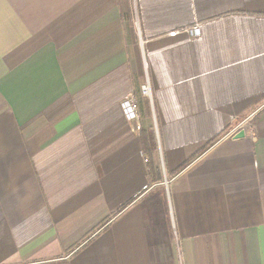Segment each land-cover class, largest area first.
<instances>
[{"label":"crops","instance_id":"1","mask_svg":"<svg viewBox=\"0 0 264 264\" xmlns=\"http://www.w3.org/2000/svg\"><path fill=\"white\" fill-rule=\"evenodd\" d=\"M0 264H264V0H0Z\"/></svg>","mask_w":264,"mask_h":264},{"label":"built area","instance_id":"2","mask_svg":"<svg viewBox=\"0 0 264 264\" xmlns=\"http://www.w3.org/2000/svg\"><path fill=\"white\" fill-rule=\"evenodd\" d=\"M194 32H197L196 28L194 29ZM139 94L141 98L151 101V92L148 84L140 87ZM120 107L126 121L132 124L136 133H139L141 130V126L138 112V100L133 94H130L126 96V98H124V100L120 104Z\"/></svg>","mask_w":264,"mask_h":264},{"label":"trees","instance_id":"3","mask_svg":"<svg viewBox=\"0 0 264 264\" xmlns=\"http://www.w3.org/2000/svg\"><path fill=\"white\" fill-rule=\"evenodd\" d=\"M141 145L144 155L147 159L148 164V176L150 180L158 181L160 179L159 169L156 167L153 162V153H155L156 145H155V136L153 133L141 134Z\"/></svg>","mask_w":264,"mask_h":264},{"label":"rangeland","instance_id":"4","mask_svg":"<svg viewBox=\"0 0 264 264\" xmlns=\"http://www.w3.org/2000/svg\"><path fill=\"white\" fill-rule=\"evenodd\" d=\"M155 145H156V150H155V154L153 153V162H156L159 164L160 166V151L157 149V140H156V137H155ZM154 156L156 157V160L154 159ZM161 167V166H160ZM159 167V171L160 173L163 172L162 168L160 169ZM160 179L163 181L164 180V176H160Z\"/></svg>","mask_w":264,"mask_h":264},{"label":"water","instance_id":"5","mask_svg":"<svg viewBox=\"0 0 264 264\" xmlns=\"http://www.w3.org/2000/svg\"><path fill=\"white\" fill-rule=\"evenodd\" d=\"M243 137H244V133H243V131H240L238 134H236L234 136V139H240V138H243Z\"/></svg>","mask_w":264,"mask_h":264}]
</instances>
